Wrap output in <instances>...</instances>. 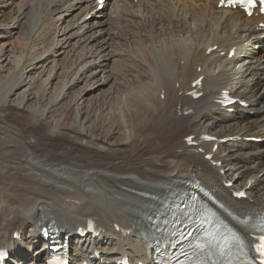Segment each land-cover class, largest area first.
<instances>
[{"label": "bare ground", "instance_id": "obj_1", "mask_svg": "<svg viewBox=\"0 0 264 264\" xmlns=\"http://www.w3.org/2000/svg\"><path fill=\"white\" fill-rule=\"evenodd\" d=\"M175 1L172 16L161 18L158 12L151 14L147 9L152 0H115V27L108 31L110 45L108 40L98 43L96 38L102 31L94 29L101 21L87 19L89 14L100 17L106 3L100 9L95 0H24L6 13V28L18 30L19 35L0 49V73L8 66L7 74L0 79V247L9 248L14 259H25L26 250L40 235L47 244L44 238L49 233L38 224L50 221L64 234L77 237L71 242H82L77 247L80 251L71 254L75 264L85 260L88 264H105L102 260H115L122 252L128 253L133 264L140 260L148 264L152 252L140 230H152L154 221L165 212L162 209L168 196L178 190L189 191L196 179L239 218L264 211V191L256 194L251 185L245 190L248 197H236L239 183L234 180L229 186L233 177H226L218 165L220 160L234 161V165L239 164L235 170L239 178L261 174L264 182V143L244 140L249 136L264 139V52L260 49L264 45V16L248 17L240 9L218 7L220 0H215V16L206 12L210 0ZM69 13L74 14L62 26ZM181 19L194 25L179 29ZM134 21L145 25L141 37L121 31ZM228 22L231 29L226 27ZM158 24L162 29L175 26L177 30L172 43L168 41L164 48L153 41L157 37L153 29ZM173 35L171 32L170 38ZM73 36L78 39L68 42ZM124 42H132L137 48L124 49ZM248 45L259 48L249 49ZM65 47L70 49L65 51L70 57L58 63L56 57ZM233 47L235 54L229 58ZM103 51L102 58H113V64L103 84L90 81L85 87L102 89L100 99L92 98L95 102L91 110L104 105L102 99L109 97L117 104L129 100L131 110L115 113L111 122L98 115L91 121L97 123L86 130L81 121L68 122L73 118L71 108L64 119L53 115L54 108L43 105L42 99L50 85L60 84L58 72L68 80L67 85H72L80 76H88L86 71L104 68V60L94 63L96 53ZM221 51H226L224 59ZM237 52L247 57L239 58L242 70L236 69ZM223 62L227 63L221 67ZM199 76H203L202 86L196 91L203 94L194 98L193 81ZM116 83L122 86L116 87ZM223 90L250 106L230 105L235 108L230 113V106L217 102ZM122 92L129 95L125 100L117 96ZM65 93L59 89L61 96ZM14 94L20 97L8 104V97ZM33 94L40 101L25 109L26 100ZM75 94L71 102L78 107L85 90ZM114 128L119 131L115 133ZM117 134V140H110ZM189 135L194 136L195 145L186 141ZM206 135H214L217 140L234 138L222 145L227 144L225 156L220 145L212 150L217 142L208 141ZM29 154L58 166L38 172L29 165ZM102 187L105 189L100 190ZM90 218L96 230L79 235L75 230ZM27 227L30 236L24 242L26 249L21 243L23 235H17ZM241 230L252 242L254 233ZM38 251L44 254L38 264H45L46 249Z\"/></svg>", "mask_w": 264, "mask_h": 264}, {"label": "rangeland", "instance_id": "obj_2", "mask_svg": "<svg viewBox=\"0 0 264 264\" xmlns=\"http://www.w3.org/2000/svg\"><path fill=\"white\" fill-rule=\"evenodd\" d=\"M21 1V2H20ZM26 1V0H25ZM135 1H137V0H135ZM175 1V0H174ZM183 1H199V2H205V0H183ZM4 2V3H3ZM7 2H8V4H7ZM22 2H24V0H0V49H5L6 47L4 46V45H6L7 46V41L9 40V41H12V40H14V39H17L18 38V35H19V32H18V30L17 31H14V30H12V31H10L9 29H7L6 27H7V25L5 24V19H6V13H8V10H11V8H15L16 6H18L20 3H22ZM114 2H115V0H107L106 1V6L103 8V13L100 15V17L98 16V17H94L93 15H91V17L89 16L88 17V20H90V21H94V22H98V20H99V22L101 21V23L99 24V25H97L96 27H95V29L94 30H98V29H101L100 31H102V32H100V33H98V34H96L97 35V37L96 38H98V43H101V41L103 40V41H107L108 40V42H109V45H110V43H112V40H109L108 39V31H110V30H112L113 29V27H115V26H113L112 25V20L114 19V17H113V13H112V10H113V8H112V4H114ZM61 5H65L64 3H62ZM216 3L214 2L212 5H207L206 7H209L207 10H206V12H207V14H212L213 13V15L215 16L216 15ZM212 7V8H211ZM218 7H220V6H218ZM147 9L149 10V12L151 13H153V14H155V13H157L158 12V14L160 15V17L161 18H167V17H169V16H172V13L174 12L173 11V3L172 2H170L169 0H153V3H151L149 6H147ZM215 12H214V11ZM155 11V12H154ZM59 12V10H57V11H55V13L54 14H57V13ZM75 13V12H74ZM73 13V14H74ZM151 13V14H152ZM167 13V14H166ZM4 14V15H3ZM73 14H71V13H69V14H67L65 17H64V21H63V23H62V26L63 25H65L66 23L65 22H68L69 20H67L68 19V16H69V18L71 17V15H73ZM103 15V16H102ZM105 16V17H104ZM210 17V16H209ZM241 19H242V21L245 19L244 18V16H242L241 17ZM191 22V23H190ZM132 24V25H131ZM180 25V26H179ZM178 26H177V28H179V29H186V27L187 28H190V25H194V23L191 21V20H184V19H181V22H180V24H179ZM183 25H187L186 27H184ZM101 26V27H100ZM158 26V27H157ZM216 25L214 24L213 25V27H215ZM230 26V29H231V27H232V25H231V23L229 24V22L226 24V27H229ZM131 27V28H130ZM145 27V25L143 24V23H140V22H136V21H134V22H131L129 25H128V27L126 28V29H122L121 31L122 32H128L129 34L130 33H133L134 34V36L135 37H141L142 36V34H143V28ZM156 29H155V28ZM152 29H153V32H154V34L155 35H157V37H154L155 39H153V41H155V43H156V41H157V44L158 45H160V47H162V48H164V47H166V45L165 44H168L169 45V42H171L172 43V41L171 40H173V38H174V36H175V34L177 33V30H175L176 29V27L175 26H172V27H170L169 29H165V27H163V29L162 28H160V25L158 24V25H156V26H154ZM181 27V28H180ZM103 28V29H102ZM160 28V29H159ZM136 29V30H135ZM158 29L160 30L159 32H158ZM162 29V30H161ZM166 30V31H165ZM171 30V31H170ZM174 30V31H173ZM105 31H107V32H105ZM133 31H136V32H133ZM157 31V32H156ZM18 32V33H17ZM115 32H118V30L116 29L115 30ZM171 32H172V35H173V37H171L170 38V34H171ZM176 32V33H175ZM103 33V34H102ZM159 33V34H158ZM164 33V34H163ZM105 34H107V35H105ZM183 34V33H182ZM237 34V33H236ZM160 36H162V37H160ZM168 36V37H167ZM102 37V38H101ZM164 37H165V39H164ZM101 38V39H100ZM152 38V37H151ZM161 38V39H160ZM169 38V39H168ZM75 39H78V38H76L75 36H73V37H71L70 38V40L68 41V42H74V40ZM130 39H132V37L130 38ZM19 40V39H18ZM163 40H165L166 41V43H161V42H164ZM94 41V40H93ZM92 41V43H94ZM102 41V42H103ZM169 41V42H168ZM6 43V44H5ZM91 43V44H92ZM148 44V42H146V43H143L142 44V46L143 47H145L146 45ZM162 45V46H161ZM122 46L124 47V49L126 48V47H129V49H131L132 47H133V49H135V48H137V47H135L133 44H132V42L130 43V44H128L127 45V42H124V43H122ZM264 46V45H263ZM262 46V50H263V47ZM4 47V48H3ZM248 47H249V49H253V50H256V49H258L259 47H251L250 45H248ZM78 49V51H80L81 49L80 48H77ZM95 49V47L93 48V50ZM215 49V48H214ZM261 49V48H260ZM68 50H70V49H68V48H63L61 51H60V53L58 54V56L56 57V59H58V63H61V59H67V58H69L70 56H68L67 55V52H65V51H68ZM101 50H99V52H100ZM248 51H250V50H248ZM105 52L103 51V52H101V54L100 53H96V55H97V57H96V55H95V57H96V60L94 61V63H103V60H104V58H102V55L104 54ZM133 54H135V50H133V52H132ZM224 53V54H223ZM244 52H238L237 53V57H239V58H244V59H246L247 57H246V55L245 54H243ZM225 56V51H222L221 52V56L223 57V59H224V56ZM71 56H72V54H71ZM6 59H8V58H6ZM100 59V60H99ZM106 59V58H105ZM97 60H98V62H97ZM249 60V59H248ZM6 61V60H5ZM5 61H4V63H5ZM108 61V62H107ZM240 62V63H239ZM93 63V64H94ZM113 64V58H111L110 60H104V66H102V67H104V68H99V69H97L96 71H94V69H91V70H88V71H86L87 72V74H89L88 76H86V75H84L83 77L82 76H80L79 78H78V80H77V82L75 81L72 85H70V84H68L67 85V79H63V76H62V74L61 73H59L58 72V76L61 78V82H60V84L58 85V86H55L54 84H52V85H50V88H49V90L46 92V96L42 99V102H43V105H47L48 104V107H53L54 108V110H53V115H57V114H59V116L61 115V118L62 119H64V115H66V113H67V111L68 110H70V108L73 110V114H72V117L73 118H70V119H68V122L69 123H73V124H78L80 121L83 123V127H84V129L86 130V129H89V127H91V125H93V124H96L97 123V121H95L94 123H92L91 121L92 120H95L94 119V117L96 118V120L99 118V116L101 115V117L103 116L104 117V119H106V122H111V117H113V115H115V113H117V114H121L120 113V111L123 113V114H125V112L127 111H130L131 110V107H132V105H131V107L127 104L128 103V101L129 100H127L126 102L125 101H123V102H121V103H119V104H117V102L116 101H114V98H104V99H102L103 101H104V105L102 104L101 105V107H98L97 108V110H91V106L94 104V100H97V99H100L101 98V93H102V89H98V91H96V90H90V89H88V90H86V86H87V83H89L90 81L92 82V83H95L96 81H97V83L98 84H100V83H102L103 82V80L105 79V77L106 76H108L109 75V70L112 68V64ZM226 63L227 62H223L221 65V67H223V66H225L226 65ZM244 64H246V63H244ZM107 66V67H106ZM244 67V65H243V63H241V60H239L238 62H237V64H236V69H244L243 68ZM7 70H8V66H6V67H4V68H2V72L0 73V75H1V77H0V79H2L6 74H7ZM38 70H35V71H32V72H37ZM104 71V72H103ZM45 72V71H44ZM57 75V74H56ZM32 76H35V77H37V75L35 74V73H33L32 74ZM67 76H70V75H67ZM94 76V77H93ZM88 78V79H87ZM54 81H56L57 80V77L55 76L54 78ZM87 80V81H86ZM231 81H234V79L233 80H231ZM100 82V83H99ZM113 82V80H110L109 81V83H112ZM64 83V84H63ZM142 83V82H141ZM2 84V83H1ZM103 84V83H102ZM105 85V84H104ZM104 85H100V86H102V87H104ZM106 86V85H105ZM115 86L117 87H121L122 85H119L118 83H116L115 84ZM115 86H113V87H115ZM105 88V87H104ZM59 89H60V91H61V89H62V92H66L65 93V95L63 96H61L60 94H59ZM51 90V91H50ZM85 90V95H84V97L78 102V104L77 105H79L78 107L76 106V105H73L72 103L73 102H71V100L76 96V94L75 93H81V92H83ZM103 96H107V94H106V92L103 94ZM117 96H120V98L121 99H123V100H125V98H128V94H126L125 92H122V94H120V95H117ZM122 96V97H121ZM20 96L19 95H13V96H11V97H8V99L7 100H9L8 101V104L9 103H14L15 102V100L16 99H18ZM94 97V100H92V98ZM96 97V98H95ZM113 99V100H112ZM40 100H39V98L35 95L34 96V94L32 95V97H30L29 99H27L26 100V105H25V109L30 105V104H34V103H36V102H39ZM114 101V102H113ZM111 102H113V104L111 103ZM99 103H101V102H99ZM92 104V105H91ZM110 104H112L111 105V107L112 108H110ZM116 104V105H115ZM51 105V106H50ZM114 105V106H113ZM30 106H32V105H30ZM104 107V108H103ZM115 107H117V108H115ZM99 109H101V110H99ZM116 109V110H115ZM117 109H118V111H117ZM96 111H98V112H96ZM235 111V110H234ZM61 112V113H60ZM88 112V113H87ZM233 112V111H232ZM88 114H89V116H88ZM122 114V115H123ZM76 115H79V117H77V118H75V116ZM99 115V116H98ZM85 116H86V118H85ZM93 116V117H92ZM81 117V118H80ZM124 117H125V115H124ZM88 118V119H87ZM49 119H52L51 117L49 118ZM77 119V120H76ZM79 119H81V120H79ZM90 120V121H89ZM67 121V120H66ZM92 123V124H91ZM88 127V128H87ZM114 130H115V133H117L119 130L117 129L116 130V128H114ZM119 136H118V134L117 135H115L114 137H111L110 138V140H117V138H118ZM112 141H110L109 142V144H111V145H114V143L112 142ZM248 141V140H247ZM249 142H252V143H264V140L262 139L261 141H249ZM132 143V142H131ZM121 144V143H120ZM225 144V143H224ZM227 145V144H226ZM226 145L225 146H222V148H220V152H221V154L222 155H226V151H225V148H226ZM222 149V150H221ZM224 153V154H223ZM29 155H31V154H29ZM224 155V156H225ZM29 159H30V157H29ZM31 164V168H34V169H36V170H38V172L39 171H41V170H45L46 168L47 169H51V168H56L58 165H56L55 163H51V162H46V161H42V160H39V159H37L36 157H34V156H32L31 155V159H30V161H29V165ZM235 164V162L233 161V162H229V160L228 161H226V162H220L218 165L219 166H222V173H224V174H226V176L228 177V178H232L233 177V181L234 180H236V183H239L240 185H237V188L239 187V188H241V184H246V185H248L250 182H252V185H253V187H252V189H253V192L254 193H262L263 191H264V182H263V180L260 178V176L262 177V175L261 174H259V175H257V176H255V177H253L251 174L250 175H248V176H246V177H240L239 178V171H237V173H236V171L235 170H237V168H238V166H239V164H237V165H234ZM235 174H236V176H235ZM251 176V177H250ZM260 178V181H258V179ZM242 179V180H241ZM250 179V180H249ZM252 179V180H251ZM257 181H256V180ZM263 183V184H262ZM31 187H33V186H31ZM92 188V187H91ZM249 188V187H248ZM248 188H246V190H250V189H248ZM105 188H101L100 190H104ZM29 236H30V229L27 227L26 228V230L24 231V233H23V240H24V242L27 240V239H29ZM71 244L72 245H77V243H75V242H71ZM26 247V249H27V246H25ZM24 247V248H25ZM40 247H42V240H41V238H39V240L36 242V244L34 245V246H32V247H30V249L28 248L27 250H26V252L28 253V258L26 259V260H22V262H21V264H32L33 262H32V260H33V258H35V257H39L38 258V260H36V262H39L41 259H42V257H43V255H40L39 254V252H37L38 251V249L40 248ZM29 251V252H28ZM33 264H35V263H33Z\"/></svg>", "mask_w": 264, "mask_h": 264}, {"label": "snow or ice", "instance_id": "obj_3", "mask_svg": "<svg viewBox=\"0 0 264 264\" xmlns=\"http://www.w3.org/2000/svg\"><path fill=\"white\" fill-rule=\"evenodd\" d=\"M225 0H221V3L223 4ZM230 4L236 3L242 7L248 8L251 7L254 3V0H228ZM189 141H191V138H188ZM238 196H244L245 193L238 192L236 193ZM242 223L248 225L250 224L249 221H242ZM253 227H256V225H252ZM259 228L262 232H264V218L261 219L259 222ZM205 238L206 241L205 242ZM194 249L201 253L206 254L208 259L210 260L211 257L219 253L221 256H223L225 253H231L233 249H239L243 251L247 245L243 241L241 237L238 235H233L231 237L228 236H219L217 237L213 233H206L205 237H197L196 242L193 245ZM253 250L258 254L259 259L261 261V264H264V235H261L258 237L257 243L253 246ZM246 255V253H245ZM4 256V253L0 251V259H2ZM196 264H205L204 261H198ZM213 264H217V262H213ZM227 264H232V262L229 260L227 261Z\"/></svg>", "mask_w": 264, "mask_h": 264}]
</instances>
